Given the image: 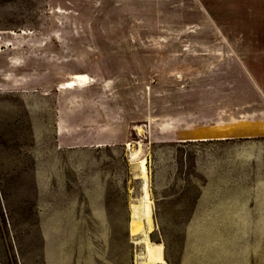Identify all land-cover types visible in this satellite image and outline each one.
<instances>
[{"label":"rangeland","instance_id":"1","mask_svg":"<svg viewBox=\"0 0 264 264\" xmlns=\"http://www.w3.org/2000/svg\"><path fill=\"white\" fill-rule=\"evenodd\" d=\"M239 118L238 156L184 141ZM254 145L264 0H0V264H143L142 157L148 240L181 264L202 180L264 178Z\"/></svg>","mask_w":264,"mask_h":264},{"label":"crops","instance_id":"2","mask_svg":"<svg viewBox=\"0 0 264 264\" xmlns=\"http://www.w3.org/2000/svg\"><path fill=\"white\" fill-rule=\"evenodd\" d=\"M243 118V117H242ZM244 122V119H236ZM234 122V121H232ZM227 129L214 126L208 133H223ZM261 131L244 130L236 135H213L207 139L201 134H186L184 141L212 142L208 147L220 155L238 156L246 148L232 143L234 138L251 137ZM254 157L264 154L263 146H250ZM223 150V151H220ZM216 154V155H217ZM209 158V157H208ZM221 162V161H220ZM222 169V166H220ZM202 180V179H201ZM229 192V193H228ZM61 258V264H63ZM181 264H264V178H206L201 182L188 216L183 224Z\"/></svg>","mask_w":264,"mask_h":264},{"label":"bare ground","instance_id":"3","mask_svg":"<svg viewBox=\"0 0 264 264\" xmlns=\"http://www.w3.org/2000/svg\"><path fill=\"white\" fill-rule=\"evenodd\" d=\"M79 81L81 84L87 83L88 77L86 76L85 73H77L73 75V80L68 81L66 86H70L71 84L74 85L76 80ZM137 128V127H136ZM138 129V128H137ZM226 131L223 133H208L211 129L207 130V132H200L201 134H197V136H213V135H221V136H228V135H236L239 132H242L246 130V126L243 122L240 121H235L232 123L230 126L226 127ZM205 133V134H204ZM202 139H207V137H203ZM140 142V141H139ZM137 151V150H136ZM133 152V151H132ZM135 151L133 156H135ZM136 157V156H135ZM145 158H140L139 159V172L140 176L144 180V185L143 190H144V199L145 203L143 202L142 208L138 206H133V210L130 213L131 216L128 220V233L129 235H137V234H142V238L140 239L139 242H141L142 245V255H143V264H165V260L163 257V246L161 243H153L152 241L148 240V233L153 228V224L150 218V198L147 196V191H146V167H145ZM149 193V192H148ZM143 198V197H142ZM131 203V202H130ZM132 206V205H131ZM155 226V225H154Z\"/></svg>","mask_w":264,"mask_h":264}]
</instances>
